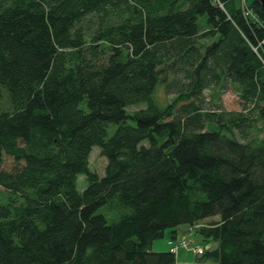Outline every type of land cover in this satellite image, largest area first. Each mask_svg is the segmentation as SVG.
Returning a JSON list of instances; mask_svg holds the SVG:
<instances>
[{"label": "trees", "instance_id": "obj_1", "mask_svg": "<svg viewBox=\"0 0 264 264\" xmlns=\"http://www.w3.org/2000/svg\"><path fill=\"white\" fill-rule=\"evenodd\" d=\"M242 2L0 0V264H177L152 246L181 224L217 242L199 264H264V9Z\"/></svg>", "mask_w": 264, "mask_h": 264}, {"label": "rangeland", "instance_id": "obj_2", "mask_svg": "<svg viewBox=\"0 0 264 264\" xmlns=\"http://www.w3.org/2000/svg\"><path fill=\"white\" fill-rule=\"evenodd\" d=\"M217 91L218 89L215 88H208L204 92V96L207 98V103L212 106V104L217 102ZM220 103L224 106L226 110H240V100L239 95H237V89L235 86H230V88L227 91H224L221 95ZM174 97V94H168L166 88L163 85L158 86V89L155 92V98H157V101L161 105H165L168 101L172 100ZM144 106V105H143ZM142 105H133L128 108L129 111L133 112L136 109H139L143 107ZM214 107V106H213ZM117 125L112 124L108 128L109 136H112L114 134V131L116 130ZM2 161H3V167L6 170H12L15 166L14 158L9 156L6 153L2 154ZM107 165V158L103 154H101V148L98 145L93 146V149L90 154V160H89V167H91V170L96 171L99 175H103L106 166ZM87 187V180L84 177V175L79 176L78 181V189L80 192H83L85 188ZM16 196L11 194L9 191L5 190L0 185V203H8L12 198H15ZM101 215H103L107 219H111L112 213L107 209V207L99 209V212ZM216 217H219L218 215H215ZM215 217V218H216ZM211 220L213 219H207L203 221L200 225H207ZM193 226V227H192ZM192 229L189 230L190 226L187 224H181L177 227V230L180 231L184 235L185 239H187L188 242H190L191 247L186 248L184 246L179 247L178 252H176V261L178 264H190L191 262L196 261V256H199L196 254L195 250L193 249L196 246L203 247L206 251V254H210L215 250L216 243L212 239H208L205 236L199 232V227L192 225ZM172 228L167 229V232L163 238H160L156 241H154L152 248L155 251H165L164 249L167 247L168 243L177 244V239L173 238L171 236ZM182 239V238H181Z\"/></svg>", "mask_w": 264, "mask_h": 264}, {"label": "built area", "instance_id": "obj_3", "mask_svg": "<svg viewBox=\"0 0 264 264\" xmlns=\"http://www.w3.org/2000/svg\"><path fill=\"white\" fill-rule=\"evenodd\" d=\"M242 1H243L242 2V5H243V7H245V15L247 17L250 16V17L255 18L256 20H259L260 18L257 16V13L254 12L255 10L252 7L251 8L249 6L247 7V5H246L247 4V2H246L247 0H242ZM181 246H184L186 248H190L191 247V244H190V242L187 241V239L182 238V239H179L177 241V244L175 246L171 247V250L174 253H176V252H178V249ZM193 249L198 254H202L204 252V250L201 247H199V246L194 247Z\"/></svg>", "mask_w": 264, "mask_h": 264}, {"label": "crops", "instance_id": "obj_4", "mask_svg": "<svg viewBox=\"0 0 264 264\" xmlns=\"http://www.w3.org/2000/svg\"><path fill=\"white\" fill-rule=\"evenodd\" d=\"M181 234L182 233L180 231H178V230H177V233L171 232V236L173 238H175V239L178 238V237L179 238H182V236H184V235H181ZM215 243H216V246H217V242H215ZM172 245H173V243H168V245H166L167 247L164 250L165 251H171L170 248H171ZM206 263H209V262H206ZM190 264H193V262H191ZM194 264H199V262L195 261ZM200 264H203V263H200Z\"/></svg>", "mask_w": 264, "mask_h": 264}, {"label": "water", "instance_id": "obj_5", "mask_svg": "<svg viewBox=\"0 0 264 264\" xmlns=\"http://www.w3.org/2000/svg\"><path fill=\"white\" fill-rule=\"evenodd\" d=\"M256 1L260 2L261 7H263V9H264V0H256Z\"/></svg>", "mask_w": 264, "mask_h": 264}]
</instances>
